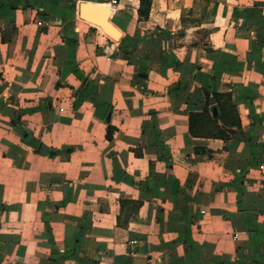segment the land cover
Segmentation results:
<instances>
[{"label": "crops", "instance_id": "obj_1", "mask_svg": "<svg viewBox=\"0 0 264 264\" xmlns=\"http://www.w3.org/2000/svg\"><path fill=\"white\" fill-rule=\"evenodd\" d=\"M148 1L0 0V264H264V0Z\"/></svg>", "mask_w": 264, "mask_h": 264}, {"label": "water", "instance_id": "obj_2", "mask_svg": "<svg viewBox=\"0 0 264 264\" xmlns=\"http://www.w3.org/2000/svg\"><path fill=\"white\" fill-rule=\"evenodd\" d=\"M80 15L83 20L104 28L107 34L114 38H118V31L109 21L110 12L106 7L82 4L80 7ZM214 112L216 114L217 110L214 109Z\"/></svg>", "mask_w": 264, "mask_h": 264}, {"label": "bare ground", "instance_id": "obj_3", "mask_svg": "<svg viewBox=\"0 0 264 264\" xmlns=\"http://www.w3.org/2000/svg\"><path fill=\"white\" fill-rule=\"evenodd\" d=\"M94 25H95V24H94ZM98 27H100V26H98ZM100 28H102V27H100ZM103 29H104V28H103ZM117 31H118V30H117ZM104 34H105L106 36H108V35H107V32H106L105 30H104ZM118 35H119L118 38H115L114 40L117 41V40L120 39V37H121V33H120L119 31H118ZM113 38H114V37H113Z\"/></svg>", "mask_w": 264, "mask_h": 264}, {"label": "trees", "instance_id": "obj_4", "mask_svg": "<svg viewBox=\"0 0 264 264\" xmlns=\"http://www.w3.org/2000/svg\"><path fill=\"white\" fill-rule=\"evenodd\" d=\"M141 4H142L143 7L144 6H148L149 5V1L148 0H142ZM214 109H216V108H214ZM214 109H213V111H214Z\"/></svg>", "mask_w": 264, "mask_h": 264}, {"label": "built area", "instance_id": "obj_5", "mask_svg": "<svg viewBox=\"0 0 264 264\" xmlns=\"http://www.w3.org/2000/svg\"><path fill=\"white\" fill-rule=\"evenodd\" d=\"M235 238H238V235L237 234L235 235Z\"/></svg>", "mask_w": 264, "mask_h": 264}]
</instances>
